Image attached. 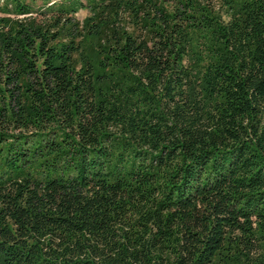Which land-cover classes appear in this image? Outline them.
<instances>
[{
    "label": "trees",
    "instance_id": "1",
    "mask_svg": "<svg viewBox=\"0 0 264 264\" xmlns=\"http://www.w3.org/2000/svg\"><path fill=\"white\" fill-rule=\"evenodd\" d=\"M0 2V264H264V0Z\"/></svg>",
    "mask_w": 264,
    "mask_h": 264
},
{
    "label": "rangeland",
    "instance_id": "2",
    "mask_svg": "<svg viewBox=\"0 0 264 264\" xmlns=\"http://www.w3.org/2000/svg\"><path fill=\"white\" fill-rule=\"evenodd\" d=\"M1 3V2H0ZM88 14V10L86 8L78 9L76 12V16L81 20Z\"/></svg>",
    "mask_w": 264,
    "mask_h": 264
}]
</instances>
